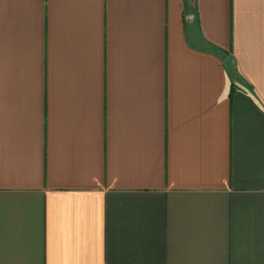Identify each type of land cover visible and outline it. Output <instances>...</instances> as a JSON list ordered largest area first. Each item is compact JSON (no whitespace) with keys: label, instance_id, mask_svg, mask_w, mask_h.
Wrapping results in <instances>:
<instances>
[{"label":"crops","instance_id":"crops-1","mask_svg":"<svg viewBox=\"0 0 264 264\" xmlns=\"http://www.w3.org/2000/svg\"><path fill=\"white\" fill-rule=\"evenodd\" d=\"M0 264H264V0H0Z\"/></svg>","mask_w":264,"mask_h":264},{"label":"rangeland","instance_id":"rangeland-1","mask_svg":"<svg viewBox=\"0 0 264 264\" xmlns=\"http://www.w3.org/2000/svg\"><path fill=\"white\" fill-rule=\"evenodd\" d=\"M233 69H234V67H233ZM234 71V70H233Z\"/></svg>","mask_w":264,"mask_h":264}]
</instances>
